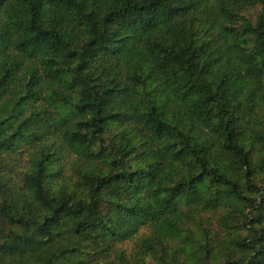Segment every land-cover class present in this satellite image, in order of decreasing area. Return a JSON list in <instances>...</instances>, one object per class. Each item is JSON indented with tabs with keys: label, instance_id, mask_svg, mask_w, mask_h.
<instances>
[{
	"label": "trees",
	"instance_id": "obj_1",
	"mask_svg": "<svg viewBox=\"0 0 264 264\" xmlns=\"http://www.w3.org/2000/svg\"><path fill=\"white\" fill-rule=\"evenodd\" d=\"M152 262L264 264V0H0V264Z\"/></svg>",
	"mask_w": 264,
	"mask_h": 264
},
{
	"label": "rangeland",
	"instance_id": "obj_2",
	"mask_svg": "<svg viewBox=\"0 0 264 264\" xmlns=\"http://www.w3.org/2000/svg\"><path fill=\"white\" fill-rule=\"evenodd\" d=\"M257 11H258V9H255V10H252V12H251V15L253 16L254 19L256 17ZM195 230H196V228H195ZM151 264H156V263L152 262Z\"/></svg>",
	"mask_w": 264,
	"mask_h": 264
}]
</instances>
